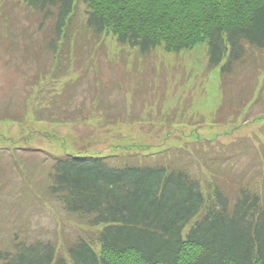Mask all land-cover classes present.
Masks as SVG:
<instances>
[{"label": "rangeland", "instance_id": "rangeland-1", "mask_svg": "<svg viewBox=\"0 0 264 264\" xmlns=\"http://www.w3.org/2000/svg\"><path fill=\"white\" fill-rule=\"evenodd\" d=\"M74 12L65 54L47 72L51 23L34 30L23 0H0L1 250L12 251L18 228L31 242H55L59 257L81 238L98 250L94 240L102 227L88 226L87 217L44 195L47 156L176 148L177 157L199 159L195 168L203 177L213 162L231 205L255 174L252 186L264 197V68L257 60L223 76L225 61L214 63L207 44L142 54L110 35L93 38L83 27L82 0H75ZM23 30L33 43L27 55ZM201 187L207 207L213 193Z\"/></svg>", "mask_w": 264, "mask_h": 264}, {"label": "trees", "instance_id": "trees-1", "mask_svg": "<svg viewBox=\"0 0 264 264\" xmlns=\"http://www.w3.org/2000/svg\"><path fill=\"white\" fill-rule=\"evenodd\" d=\"M23 3L34 30L52 25L48 72L71 40L75 0ZM82 5L83 27L93 38L110 35L142 54L207 44L214 63L225 61L223 76L249 60L264 68V0H82ZM20 36L27 55L31 36L26 30ZM117 151L47 156L51 172L44 195L87 217L88 226L102 227L94 240L98 250L81 238L59 257L55 242H31L18 228L11 236L12 251L0 249V264H264V197L252 186L256 174L231 205L213 162L203 177L195 168L199 159L177 157L176 148ZM258 173L263 175L261 167ZM202 184L214 197L207 207Z\"/></svg>", "mask_w": 264, "mask_h": 264}]
</instances>
